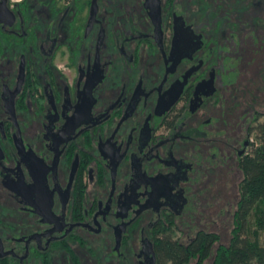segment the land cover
I'll use <instances>...</instances> for the list:
<instances>
[{
  "label": "flooded vegetation",
  "instance_id": "af4514ba",
  "mask_svg": "<svg viewBox=\"0 0 264 264\" xmlns=\"http://www.w3.org/2000/svg\"><path fill=\"white\" fill-rule=\"evenodd\" d=\"M263 49L264 0H0V264H171L231 224Z\"/></svg>",
  "mask_w": 264,
  "mask_h": 264
},
{
  "label": "trees",
  "instance_id": "16d2710c",
  "mask_svg": "<svg viewBox=\"0 0 264 264\" xmlns=\"http://www.w3.org/2000/svg\"><path fill=\"white\" fill-rule=\"evenodd\" d=\"M255 139L256 144L239 162L242 179L227 242H219L218 235L211 233H199L185 245L168 242L165 250L173 253L171 264H186L192 259L195 264L205 260L209 264H264V120L255 128ZM248 216L254 224L250 232L245 226Z\"/></svg>",
  "mask_w": 264,
  "mask_h": 264
},
{
  "label": "rangeland",
  "instance_id": "374dc122",
  "mask_svg": "<svg viewBox=\"0 0 264 264\" xmlns=\"http://www.w3.org/2000/svg\"><path fill=\"white\" fill-rule=\"evenodd\" d=\"M250 56H253V55H250ZM218 59H220V58H218ZM226 59H225L224 66L226 68L231 66L230 69H232V70H229V71L225 70L224 73H221V75H223L222 76L223 77V83H224V85H227L226 87H228V85H232L233 93H236L237 95L239 93H243V91H242L243 85L241 84V80L239 78L240 62H236V60H234V62H231V64L228 65V63L226 64ZM251 62H253V57H249V59H248V63H251ZM220 63H221V61H220ZM235 63H238V64H235ZM261 67H262L263 71L259 75H260V78L264 81V49H263V54L261 57ZM235 69L238 72V76H236L237 73H236ZM261 90H262L263 99H262V103L260 104V107H261L260 109L264 111V84H263ZM234 202H235V198L232 199L231 209L230 210L227 209V211L230 213L233 210ZM223 210H225V209H223ZM220 212L221 211L219 210V207L217 206L215 208L214 213L211 216V219L213 221V223L211 224L212 225L211 230L215 231L219 235V242L226 243L228 240V237H229V231H230V226H231V224H229L230 218L228 217L229 215L220 218ZM221 219L224 220L223 221L224 223L226 222V224H224V226H223V222L221 221ZM245 226H246L247 232H250L251 230H253L254 224H253V217L252 216L247 217ZM261 239L264 240V232H261ZM202 264H209V260H205Z\"/></svg>",
  "mask_w": 264,
  "mask_h": 264
}]
</instances>
